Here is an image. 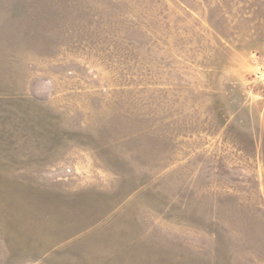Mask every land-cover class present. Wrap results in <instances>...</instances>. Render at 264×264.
<instances>
[{"label":"rangeland","instance_id":"1","mask_svg":"<svg viewBox=\"0 0 264 264\" xmlns=\"http://www.w3.org/2000/svg\"><path fill=\"white\" fill-rule=\"evenodd\" d=\"M0 264H264V0H0Z\"/></svg>","mask_w":264,"mask_h":264}]
</instances>
